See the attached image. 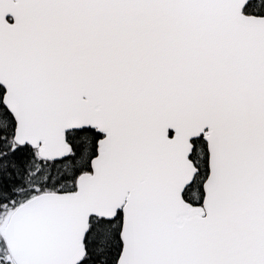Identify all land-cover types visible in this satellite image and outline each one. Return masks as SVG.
I'll return each instance as SVG.
<instances>
[{"label":"snow or ice","instance_id":"obj_1","mask_svg":"<svg viewBox=\"0 0 264 264\" xmlns=\"http://www.w3.org/2000/svg\"><path fill=\"white\" fill-rule=\"evenodd\" d=\"M0 264H264V0H0Z\"/></svg>","mask_w":264,"mask_h":264}]
</instances>
